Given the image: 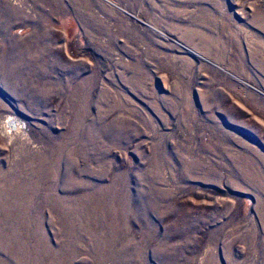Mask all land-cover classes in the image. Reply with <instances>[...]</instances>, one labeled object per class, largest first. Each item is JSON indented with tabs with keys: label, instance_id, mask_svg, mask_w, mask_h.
<instances>
[{
	"label": "rangeland",
	"instance_id": "374dc122",
	"mask_svg": "<svg viewBox=\"0 0 264 264\" xmlns=\"http://www.w3.org/2000/svg\"><path fill=\"white\" fill-rule=\"evenodd\" d=\"M0 264H264V0H0Z\"/></svg>",
	"mask_w": 264,
	"mask_h": 264
},
{
	"label": "bare ground",
	"instance_id": "6f19581e",
	"mask_svg": "<svg viewBox=\"0 0 264 264\" xmlns=\"http://www.w3.org/2000/svg\"><path fill=\"white\" fill-rule=\"evenodd\" d=\"M9 123H10L11 126L15 125V122L13 120H10ZM239 173H240L241 176H245L246 178L252 176V172H251L250 168H248L247 165L243 164V163H241L239 165Z\"/></svg>",
	"mask_w": 264,
	"mask_h": 264
}]
</instances>
